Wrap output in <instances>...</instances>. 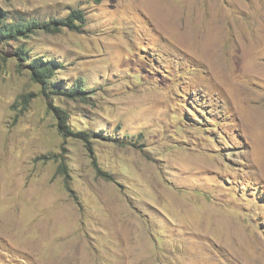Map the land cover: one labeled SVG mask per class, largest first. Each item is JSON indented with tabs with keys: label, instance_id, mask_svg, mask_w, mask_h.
I'll list each match as a JSON object with an SVG mask.
<instances>
[{
	"label": "rangeland",
	"instance_id": "1",
	"mask_svg": "<svg viewBox=\"0 0 264 264\" xmlns=\"http://www.w3.org/2000/svg\"><path fill=\"white\" fill-rule=\"evenodd\" d=\"M0 8L41 27L0 42V264H264V0Z\"/></svg>",
	"mask_w": 264,
	"mask_h": 264
},
{
	"label": "trees",
	"instance_id": "2",
	"mask_svg": "<svg viewBox=\"0 0 264 264\" xmlns=\"http://www.w3.org/2000/svg\"><path fill=\"white\" fill-rule=\"evenodd\" d=\"M11 2L12 0H5ZM6 13L0 8V42L15 43L19 40L30 36L36 29L41 28L38 23L23 24L16 20L10 19V22L6 20ZM84 21V17L80 11L73 12L66 20L59 21L62 26L70 28H77L76 22ZM45 29L51 30L50 26H46ZM58 31V30H57ZM16 55L20 60H27L28 51L25 48L17 50ZM29 70L34 82L42 87V94L49 96L50 94L65 97L71 100L86 101V89L82 85L81 81L77 82L74 87H63L61 83L52 84L57 72V66L53 61L44 59H33L29 64ZM34 96V95H31ZM60 119V128L63 132L74 135L70 128L67 126V114L61 109H55ZM78 137L87 140L88 135L85 133H77Z\"/></svg>",
	"mask_w": 264,
	"mask_h": 264
},
{
	"label": "bare ground",
	"instance_id": "3",
	"mask_svg": "<svg viewBox=\"0 0 264 264\" xmlns=\"http://www.w3.org/2000/svg\"><path fill=\"white\" fill-rule=\"evenodd\" d=\"M251 253V252H250Z\"/></svg>",
	"mask_w": 264,
	"mask_h": 264
}]
</instances>
